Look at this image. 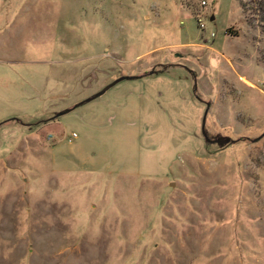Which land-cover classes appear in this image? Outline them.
I'll return each instance as SVG.
<instances>
[{
    "label": "rangeland",
    "instance_id": "rangeland-1",
    "mask_svg": "<svg viewBox=\"0 0 264 264\" xmlns=\"http://www.w3.org/2000/svg\"><path fill=\"white\" fill-rule=\"evenodd\" d=\"M259 1L0 0V264H264Z\"/></svg>",
    "mask_w": 264,
    "mask_h": 264
},
{
    "label": "water",
    "instance_id": "water-1",
    "mask_svg": "<svg viewBox=\"0 0 264 264\" xmlns=\"http://www.w3.org/2000/svg\"><path fill=\"white\" fill-rule=\"evenodd\" d=\"M120 78H121V77H119V78H117V79H114L113 81H111L110 83H108L107 85H105V87H104L102 90H104L105 88L109 87L110 85H112L114 82H116V81L119 80ZM102 90H101V91H102ZM101 91H100V92H101ZM206 109H207V106H206V108H205V110H204V113H203V116H202V121H201V132H202L204 138H205L207 141H214V142H217V143H225V142L227 141V138L224 137L223 135L213 136V137H211V138L207 136V133H206V131H205V129H204V124H203V122H204V118H205Z\"/></svg>",
    "mask_w": 264,
    "mask_h": 264
},
{
    "label": "built area",
    "instance_id": "built-area-1",
    "mask_svg": "<svg viewBox=\"0 0 264 264\" xmlns=\"http://www.w3.org/2000/svg\"><path fill=\"white\" fill-rule=\"evenodd\" d=\"M198 23L200 26H202V23L199 20H198ZM260 88H261V90H264V82L260 83Z\"/></svg>",
    "mask_w": 264,
    "mask_h": 264
},
{
    "label": "trees",
    "instance_id": "trees-1",
    "mask_svg": "<svg viewBox=\"0 0 264 264\" xmlns=\"http://www.w3.org/2000/svg\"><path fill=\"white\" fill-rule=\"evenodd\" d=\"M258 1H259V0H258ZM258 7L264 8V5H263V3H262L261 0L259 1V5H258Z\"/></svg>",
    "mask_w": 264,
    "mask_h": 264
},
{
    "label": "flooded vegetation",
    "instance_id": "flooded-vegetation-1",
    "mask_svg": "<svg viewBox=\"0 0 264 264\" xmlns=\"http://www.w3.org/2000/svg\"><path fill=\"white\" fill-rule=\"evenodd\" d=\"M211 142V141H210Z\"/></svg>",
    "mask_w": 264,
    "mask_h": 264
}]
</instances>
